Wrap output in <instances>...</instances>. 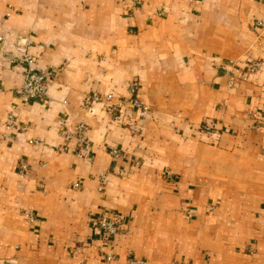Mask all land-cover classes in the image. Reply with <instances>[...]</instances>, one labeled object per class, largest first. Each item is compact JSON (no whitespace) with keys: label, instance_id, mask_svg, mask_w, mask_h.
Wrapping results in <instances>:
<instances>
[{"label":"crops","instance_id":"0c3cea01","mask_svg":"<svg viewBox=\"0 0 264 264\" xmlns=\"http://www.w3.org/2000/svg\"><path fill=\"white\" fill-rule=\"evenodd\" d=\"M20 35L52 72L45 101L21 96ZM2 37L1 264H264V0H0ZM248 58L262 69L230 87L225 66L236 76ZM96 91L114 94L118 119L86 100ZM60 117L90 126L92 159ZM107 211L123 215L122 236L99 230Z\"/></svg>","mask_w":264,"mask_h":264},{"label":"built area","instance_id":"2783aa9c","mask_svg":"<svg viewBox=\"0 0 264 264\" xmlns=\"http://www.w3.org/2000/svg\"><path fill=\"white\" fill-rule=\"evenodd\" d=\"M123 5H127L131 2L134 5L140 3V0H121ZM261 24V22H259ZM1 47L7 46V41L2 37L0 38ZM33 44V39L30 35H20L14 44V57L12 59L18 60L25 66V80L22 88L20 89L21 96L24 101H29L31 99H37L45 101L49 97V82L48 78L52 73L47 68H42L39 66L36 57L30 51V47ZM240 72L238 75H233L230 71V66L233 65L231 62L228 64L226 71L229 73L228 84L230 87H236L241 82L248 81L251 77L257 74L263 67V63L259 59L248 58L241 61L240 63ZM128 92L129 97L134 101L135 105L138 107L140 112V117H146L151 113V106L143 102L139 97V82L136 79H132L128 83ZM114 94L112 92L102 94L100 92H92L87 96L86 100L89 102H102L107 104V113L113 117V119H118L120 113L112 107V100ZM118 106H124L123 102H119ZM92 113L94 110H90ZM6 127L8 130L16 128V116L14 112H10L6 118ZM57 124L61 129V133L64 137L68 139L76 140V153L78 156L84 159H92V154L90 152L89 141V131L90 126L87 123L80 122L75 125H71L68 122V118L60 117L57 120ZM128 126L132 129L133 132H139V119L129 120ZM201 132L210 136L216 137V129L209 123H205L201 127ZM9 133L5 135V138H9ZM35 144H40L39 140L34 141ZM112 154L118 158L126 157V153L120 149L113 148L111 150ZM21 175L24 176L26 171V166H22ZM167 176L171 177L172 173L167 171ZM101 182H107V175H101ZM24 215L31 221L34 220V216L31 210H26ZM98 228L101 233L106 238L119 237L126 232V226L124 225L123 215L118 211H107L104 212L98 220ZM106 259L111 261L115 259V254H107ZM130 264H146L145 260H140L132 258Z\"/></svg>","mask_w":264,"mask_h":264},{"label":"rangeland","instance_id":"374dc122","mask_svg":"<svg viewBox=\"0 0 264 264\" xmlns=\"http://www.w3.org/2000/svg\"><path fill=\"white\" fill-rule=\"evenodd\" d=\"M1 261V260H0ZM2 262H0V264H1Z\"/></svg>","mask_w":264,"mask_h":264},{"label":"water","instance_id":"95a60500","mask_svg":"<svg viewBox=\"0 0 264 264\" xmlns=\"http://www.w3.org/2000/svg\"><path fill=\"white\" fill-rule=\"evenodd\" d=\"M15 55H13V57H14Z\"/></svg>","mask_w":264,"mask_h":264}]
</instances>
